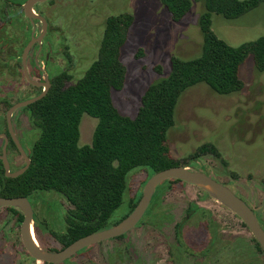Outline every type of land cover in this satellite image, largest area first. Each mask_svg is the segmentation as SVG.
<instances>
[{"label":"rangeland","instance_id":"1","mask_svg":"<svg viewBox=\"0 0 264 264\" xmlns=\"http://www.w3.org/2000/svg\"><path fill=\"white\" fill-rule=\"evenodd\" d=\"M15 1L0 0V134L8 129L9 109L44 90L27 81L22 65L33 32L39 37L43 25L36 22L34 31L24 14L26 1ZM192 3L191 11L180 22H175L158 0H50L38 4L35 12L47 19L48 28L40 49L37 44L31 49L30 76L35 82H45L48 76L64 72L71 83L82 79L98 59L107 20L131 13L135 22L122 52L127 83L122 91L113 92V101L121 114L134 118L145 90L168 75L170 57L190 60L202 54L199 22L205 6L195 0ZM213 31L231 46L259 39L264 36V4L236 20L213 15ZM158 65L163 67L161 74L155 70ZM240 78L244 90L229 96L215 93L206 84L187 90L177 106L168 146L173 159L184 161L201 146L214 145L220 157L204 155L190 168L230 188L251 207L264 228V73L256 69L250 57L241 67ZM13 124L29 153L40 132L28 113L20 110L15 112ZM97 125V119L83 116L80 146L92 143ZM2 148L0 139V155ZM8 158L12 172L25 165L13 147L8 149ZM147 178L145 170L130 174L124 203L110 224L122 221ZM69 209L63 196L40 194L35 203V223H39L41 233L36 239L44 250L62 249L51 232H65ZM150 209L124 239L90 247L63 264H264V254L257 250L243 222L195 186L165 184ZM0 264H45L26 251L21 223L6 208L0 209Z\"/></svg>","mask_w":264,"mask_h":264},{"label":"trees","instance_id":"2","mask_svg":"<svg viewBox=\"0 0 264 264\" xmlns=\"http://www.w3.org/2000/svg\"><path fill=\"white\" fill-rule=\"evenodd\" d=\"M25 1L13 3L23 4ZM158 1L175 22L182 21L193 4L192 0ZM195 1L205 6L199 22L204 40L202 54L190 60L170 57L168 75L145 90L134 118L121 114L113 101V92L122 91L127 83L128 69L122 60V52L135 22L131 13H121L107 20L98 59L82 79L71 83V78L64 72L48 76L51 82L48 94L20 110L28 113L40 134L27 153L32 163L22 176L8 178L0 162V198L31 199L41 193L63 196L70 205L65 217L66 230L63 234L51 232L62 249L121 221L110 224L124 203L129 176L134 171L145 170L147 182L161 171L178 166L190 167L204 155L220 157L214 145L205 144L188 159L175 160L170 154L168 133L175 126L179 101L190 88L206 84L222 96L243 91L245 84L240 78V70L250 57L256 69L264 73V36L240 46H231L213 31V15L236 20L263 5L264 0ZM36 60L34 57L35 65ZM155 70L161 74L163 67L158 65ZM84 115L97 119L98 125L92 143L80 146V125ZM6 134L9 136L8 129ZM9 139V147L17 150L10 136ZM177 182L180 183L170 180L162 185ZM162 185L151 206L164 187ZM141 197L142 191L130 201L124 218L135 209ZM8 210L17 215L19 222L23 221L21 212L14 208ZM34 228L37 234L41 233L39 223ZM253 242L264 254L254 237Z\"/></svg>","mask_w":264,"mask_h":264},{"label":"water","instance_id":"3","mask_svg":"<svg viewBox=\"0 0 264 264\" xmlns=\"http://www.w3.org/2000/svg\"><path fill=\"white\" fill-rule=\"evenodd\" d=\"M49 1L50 0H27L26 3L23 5L24 14L34 26V31L36 22H40L43 25V31L41 35L36 38L33 32L31 41L25 48L22 57L23 71L27 81L32 86L43 87L44 90L40 95L32 99L22 101L13 105L7 113V125L9 136L14 141L17 150L25 161V165L23 168L16 172L11 171V165L8 158V145L10 143V139L6 133L0 134V139L4 140V146L2 154L0 155V161L3 162L5 173L8 178H18L22 176L30 168L32 163L31 159L27 155L26 151L24 150L23 146L20 143V140L18 139L15 133L13 116L18 110L26 108L42 100L48 94L51 88V82L49 80V77L46 78L45 82H35L31 78L28 69V58L31 49L36 44L42 45V40L48 28L47 19L41 14H37L35 12V6ZM170 180H178L180 182L195 186L201 189L202 191L206 192L212 199L216 200L218 203L222 204L224 207L229 209L246 225V227L253 235L254 239L258 242V244L264 251V228L259 222L255 212L251 209V207L224 184L215 180L208 174L196 171L190 167H173L153 175L146 182L139 203L126 218H124L121 222L110 228L82 237L70 244L68 247L57 252L44 250L38 243V240L35 238V236H33L34 211L28 198H0V209L15 208L23 213L24 221L21 226L22 242L26 251L35 261L42 262L45 264H63L76 257L80 252L84 251L85 249L104 243L106 241L123 237L129 234L135 228H137L139 223L147 214L158 188L163 183Z\"/></svg>","mask_w":264,"mask_h":264},{"label":"flooded vegetation","instance_id":"4","mask_svg":"<svg viewBox=\"0 0 264 264\" xmlns=\"http://www.w3.org/2000/svg\"><path fill=\"white\" fill-rule=\"evenodd\" d=\"M38 45V44H37ZM10 144V143H9ZM3 146H4V143H3ZM8 148H9V145H8ZM2 150H3V148H2ZM2 154V153H1ZM0 162H2V161H0ZM10 162V161H9ZM3 163V162H2ZM10 165H11V163H10ZM24 167V166H23ZM22 167V168H23ZM16 172V171H15ZM39 197H40V194H37V195H35L34 197H32L31 199H28L29 201H30V203H31V206H32V208H33V211H34V227H35V222L37 221V216H36V212H35V203H36V201L39 199ZM1 198H3V197H1ZM6 209H8V208H6ZM15 209V208H14ZM17 211H19V212H21L20 210H18V209H16ZM10 211V210H9ZM12 212V211H11ZM13 213V212H12ZM22 213V212H21ZM14 214V213H13ZM23 214V213H22ZM15 215V214H14ZM16 217H17V215H15ZM24 216V215H23ZM17 221L19 222V220H18V217H17ZM23 221H24V219H23ZM23 221L22 222H19V223H21V226H22V223H23ZM34 230H35V228H34ZM36 232V231H35ZM34 232V233H35ZM37 233H35V237L37 238V235H36ZM49 251V250H48ZM51 252H54V251H51Z\"/></svg>","mask_w":264,"mask_h":264},{"label":"bare ground","instance_id":"5","mask_svg":"<svg viewBox=\"0 0 264 264\" xmlns=\"http://www.w3.org/2000/svg\"><path fill=\"white\" fill-rule=\"evenodd\" d=\"M33 236H35V233L33 232ZM36 238V237H35Z\"/></svg>","mask_w":264,"mask_h":264}]
</instances>
